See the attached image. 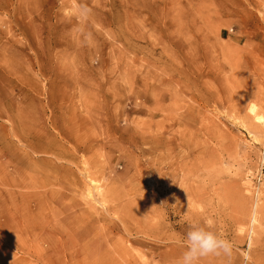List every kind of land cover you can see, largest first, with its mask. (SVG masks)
<instances>
[{"label": "rangeland", "instance_id": "374dc122", "mask_svg": "<svg viewBox=\"0 0 264 264\" xmlns=\"http://www.w3.org/2000/svg\"><path fill=\"white\" fill-rule=\"evenodd\" d=\"M258 116L264 0H0V264H264Z\"/></svg>", "mask_w": 264, "mask_h": 264}, {"label": "clouds", "instance_id": "9594fccd", "mask_svg": "<svg viewBox=\"0 0 264 264\" xmlns=\"http://www.w3.org/2000/svg\"><path fill=\"white\" fill-rule=\"evenodd\" d=\"M185 250L179 264H198L201 258L209 255L232 257L233 243L217 232L211 225L192 222L185 234ZM245 264L251 261V246L241 252Z\"/></svg>", "mask_w": 264, "mask_h": 264}, {"label": "bare ground", "instance_id": "6f19581e", "mask_svg": "<svg viewBox=\"0 0 264 264\" xmlns=\"http://www.w3.org/2000/svg\"><path fill=\"white\" fill-rule=\"evenodd\" d=\"M257 119L260 120L261 122H264V119L261 116H258ZM253 217H254L253 219L255 220V217H256V209L254 210V216Z\"/></svg>", "mask_w": 264, "mask_h": 264}]
</instances>
